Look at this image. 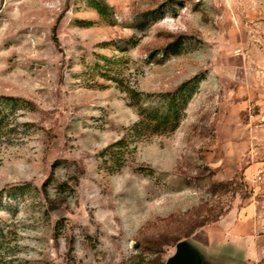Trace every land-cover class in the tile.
Here are the masks:
<instances>
[{
	"label": "rangeland",
	"instance_id": "rangeland-1",
	"mask_svg": "<svg viewBox=\"0 0 264 264\" xmlns=\"http://www.w3.org/2000/svg\"><path fill=\"white\" fill-rule=\"evenodd\" d=\"M257 173L264 0H0V264H264Z\"/></svg>",
	"mask_w": 264,
	"mask_h": 264
},
{
	"label": "crops",
	"instance_id": "crops-1",
	"mask_svg": "<svg viewBox=\"0 0 264 264\" xmlns=\"http://www.w3.org/2000/svg\"><path fill=\"white\" fill-rule=\"evenodd\" d=\"M218 223L220 224V221ZM218 223L215 224L216 227L214 226L212 230L208 231L207 241L205 243L206 253H209L208 256L210 258L212 257L218 260L216 264H235V261H237L231 254L229 257L225 255V248H230L235 252L237 251L236 253L238 255L240 254L239 252L246 254L248 252L250 254L253 250H256V242L253 243L254 239L251 237L253 235H248L245 229H243L244 231H240L237 228H223ZM256 238L254 241H256ZM239 247H241L240 250L238 249Z\"/></svg>",
	"mask_w": 264,
	"mask_h": 264
},
{
	"label": "water",
	"instance_id": "water-1",
	"mask_svg": "<svg viewBox=\"0 0 264 264\" xmlns=\"http://www.w3.org/2000/svg\"><path fill=\"white\" fill-rule=\"evenodd\" d=\"M199 257L195 250L187 243L181 242L176 245L175 253L165 264H198Z\"/></svg>",
	"mask_w": 264,
	"mask_h": 264
},
{
	"label": "trees",
	"instance_id": "trees-1",
	"mask_svg": "<svg viewBox=\"0 0 264 264\" xmlns=\"http://www.w3.org/2000/svg\"><path fill=\"white\" fill-rule=\"evenodd\" d=\"M46 185H47V183H44L42 186H43V189H46ZM64 186H67V188L69 189V186L67 185V183H63V185H58V187H57V192H58V195H60V194H65V190H64ZM3 233H0V238L2 239L3 238ZM0 239V240H1Z\"/></svg>",
	"mask_w": 264,
	"mask_h": 264
},
{
	"label": "built area",
	"instance_id": "built-area-1",
	"mask_svg": "<svg viewBox=\"0 0 264 264\" xmlns=\"http://www.w3.org/2000/svg\"><path fill=\"white\" fill-rule=\"evenodd\" d=\"M258 174V173H257ZM258 179L261 180V181H264V175H261V174H258Z\"/></svg>",
	"mask_w": 264,
	"mask_h": 264
}]
</instances>
